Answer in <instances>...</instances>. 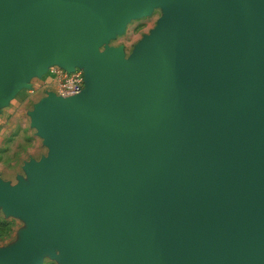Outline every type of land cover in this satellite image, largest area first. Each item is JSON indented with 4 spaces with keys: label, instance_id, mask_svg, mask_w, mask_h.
Masks as SVG:
<instances>
[{
    "label": "water",
    "instance_id": "obj_1",
    "mask_svg": "<svg viewBox=\"0 0 264 264\" xmlns=\"http://www.w3.org/2000/svg\"><path fill=\"white\" fill-rule=\"evenodd\" d=\"M54 65L83 87L27 112L0 264H264V0H0V108Z\"/></svg>",
    "mask_w": 264,
    "mask_h": 264
},
{
    "label": "rangeland",
    "instance_id": "obj_2",
    "mask_svg": "<svg viewBox=\"0 0 264 264\" xmlns=\"http://www.w3.org/2000/svg\"><path fill=\"white\" fill-rule=\"evenodd\" d=\"M160 14V9L155 8L148 15L129 20L121 32L115 33L108 40L107 45L121 46L127 56L142 35L147 34L155 25ZM29 83L30 88L18 91L0 113V117L7 115L5 134L0 141V175L9 177L10 183H15L17 175H23V161L30 157L38 159L46 153V148L34 134V129L29 127L27 112L31 110L33 103L55 88L46 74L31 78ZM24 226L20 219L5 216L0 210V248L14 244L19 230ZM34 264H60L57 250L54 249L52 255H41Z\"/></svg>",
    "mask_w": 264,
    "mask_h": 264
},
{
    "label": "built area",
    "instance_id": "obj_3",
    "mask_svg": "<svg viewBox=\"0 0 264 264\" xmlns=\"http://www.w3.org/2000/svg\"><path fill=\"white\" fill-rule=\"evenodd\" d=\"M45 74L51 80L55 88L53 92L57 95L68 96L79 92L83 87V72L80 68L66 71L54 65L48 67Z\"/></svg>",
    "mask_w": 264,
    "mask_h": 264
},
{
    "label": "crops",
    "instance_id": "obj_4",
    "mask_svg": "<svg viewBox=\"0 0 264 264\" xmlns=\"http://www.w3.org/2000/svg\"><path fill=\"white\" fill-rule=\"evenodd\" d=\"M10 102V101H9ZM8 102V103H9ZM7 106V105H6ZM5 107V106H4ZM4 107H2V108H0V113L2 112V109L4 108ZM6 119H7V115H5L4 117H0V141H2V139L1 138H3V135L5 134V127H4V125H5V123H7V121H6ZM29 124V123H28ZM30 127V126H29ZM31 128V127H30ZM34 134H35V131H34ZM39 138V137H38ZM40 139V138H39ZM31 158V157H30ZM29 159V158H28ZM27 159V160H28ZM33 159H35V158H33ZM27 160H25V161H27ZM24 162V161H23ZM23 162H22V164H23ZM22 166V165H21ZM0 178L1 179H3V180H7V181H10V178L9 177H2L1 175H0Z\"/></svg>",
    "mask_w": 264,
    "mask_h": 264
}]
</instances>
